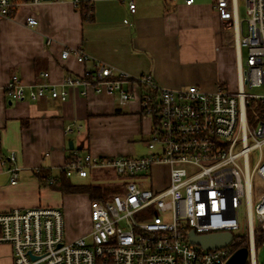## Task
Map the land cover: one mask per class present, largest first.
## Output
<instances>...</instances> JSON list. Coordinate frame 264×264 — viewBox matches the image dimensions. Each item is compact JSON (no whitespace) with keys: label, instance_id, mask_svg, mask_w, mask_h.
Returning a JSON list of instances; mask_svg holds the SVG:
<instances>
[{"label":"built area","instance_id":"2783aa9c","mask_svg":"<svg viewBox=\"0 0 264 264\" xmlns=\"http://www.w3.org/2000/svg\"><path fill=\"white\" fill-rule=\"evenodd\" d=\"M41 1L52 0H0V17H12L18 7ZM70 1L84 18L92 17L97 0ZM121 1L135 11L134 0ZM234 1L214 0L213 8L224 27L230 23L239 32L237 45L247 51L236 91L221 86L206 91L193 84L172 90L156 84L148 73L130 75L99 59L92 71L65 76L60 89L43 81L26 95L18 76H10L5 88L13 100L37 101L48 95L63 101L72 89L83 96L91 89L126 105L137 89L140 113L151 118L152 128L150 152L144 156L72 153L48 178V184L58 174L86 178L89 170L101 168L118 175L117 192L90 203L87 236L65 240L59 207L0 211V243L10 246L12 264H225L241 241L247 244L246 259L256 264L255 247L264 245V94L244 89L264 84V0H243L244 30L233 20ZM26 25H36V19L27 16ZM69 55L79 62L89 57L80 46L65 47L60 56ZM248 107L254 111L249 121ZM15 159L11 150L0 161L8 164L11 184L18 172ZM160 163L169 167L168 185L144 188L146 172ZM237 230L241 233L234 236ZM191 231L229 232L231 238L222 247L202 248L190 243Z\"/></svg>","mask_w":264,"mask_h":264},{"label":"crops","instance_id":"0c3cea01","mask_svg":"<svg viewBox=\"0 0 264 264\" xmlns=\"http://www.w3.org/2000/svg\"><path fill=\"white\" fill-rule=\"evenodd\" d=\"M213 2L194 0L187 5L183 0H134L131 13L127 2L97 0L92 17L84 18L70 0H52L24 4L12 17H0V161L13 150L18 166L16 182L11 184L8 164L0 162V211L62 203L69 207L74 193L53 190L38 175H56L72 153L129 155L134 150L132 143L142 138L151 123L140 113L137 89L126 105L91 89L84 96L72 89L63 101L48 95L37 101L28 97L13 100L5 88L12 74L18 76L27 95L43 81L60 89L65 76L92 71L93 61L99 59L130 75L148 73L156 84L172 90L193 84L214 91L220 85L226 88L230 79L238 88L246 67L242 47L237 45L239 32L230 23L224 27ZM233 7L235 25L244 30L238 0ZM27 16H33L36 25H26ZM202 37L212 48L205 57L208 63L214 65L224 57L227 74L213 77L198 72ZM218 39L222 45L214 46ZM78 46L89 56L83 62L73 55L60 56L65 47ZM127 126L134 131L124 135ZM66 127L70 132L64 131ZM80 194L88 200V195ZM90 227L88 218L76 231L81 235L72 240L87 236ZM0 264H12V251L5 243H0Z\"/></svg>","mask_w":264,"mask_h":264},{"label":"rangeland","instance_id":"374dc122","mask_svg":"<svg viewBox=\"0 0 264 264\" xmlns=\"http://www.w3.org/2000/svg\"><path fill=\"white\" fill-rule=\"evenodd\" d=\"M238 7H239V18L240 21L244 19L245 17V7L243 6L242 0H238ZM222 45V42L218 39L216 40V43L214 46ZM213 46V47H214ZM211 44L207 41L205 38H201V41L198 45L197 53L200 57V61H198V72L205 76H213L216 77L222 76L228 73V67L225 62L224 57H220L219 61L214 64L210 65L208 63V60H206L205 57H207L208 54L211 53ZM242 58L243 61H245L247 57V51L245 48H242ZM199 87V85H197ZM222 88L229 90L230 92L237 90V82L234 80H229L225 82L224 85H220ZM187 87V86H186ZM200 88V87H199ZM245 93H252L257 95L264 94V84L262 86H255L253 88H247L244 89ZM149 117V116H148ZM150 118V117H149ZM146 120V119H145ZM151 120V118H150ZM147 121V120H146ZM146 124V122H144ZM148 129L147 132L142 136V138H139L137 141H134L132 144H134V150L130 152V154L134 156H144L145 154H148L150 152L148 148V140L151 135V123L149 126H147ZM134 129H132L131 126H127L123 130V134L127 135L130 134ZM129 154V155H130ZM118 155V154H117ZM116 156V155H114ZM168 165L164 163L160 164H154L151 166L149 171H147L146 179L144 180L145 186L144 188H152L153 190H161L166 188L169 182V172H168ZM71 181L75 184H87V182H90L101 189L106 190L104 197H109L112 193L117 192L118 185L121 184V180L118 177L117 174H115L114 170L111 168H101V169H91L88 172L87 178H78L76 176H72ZM72 198H70L69 207L65 205L64 203L59 206V208L62 210L63 213V220H64V238L67 241L72 240L74 237L81 235L78 233L76 234V231L81 230V226L83 223H85L88 218H90L91 213V202L89 199L87 200L82 194L80 193H74L71 195ZM243 230H245L246 227V218H244L243 223L241 224ZM246 231V230H245ZM241 233L240 230H237L234 232V236H237V234ZM89 238V237H88ZM87 238V239H88ZM89 241V239L87 240ZM255 259L256 264H264V245L258 244L255 247ZM245 264H250V260L247 259Z\"/></svg>","mask_w":264,"mask_h":264},{"label":"trees","instance_id":"16d2710c","mask_svg":"<svg viewBox=\"0 0 264 264\" xmlns=\"http://www.w3.org/2000/svg\"><path fill=\"white\" fill-rule=\"evenodd\" d=\"M247 111V119L248 121L254 115V111H252L251 107L246 108ZM69 158V155L66 156L65 160ZM40 182L45 185L51 187L53 190H58L62 194H72V193H83L88 195V199L90 201L100 200L105 196L106 190L101 189L100 187L87 182V184H75L71 181L72 177H68L64 174H58L57 180L53 184H48L47 180L50 177L47 174H39L38 175ZM247 246L245 241H241L237 244V247ZM236 247V248H237Z\"/></svg>","mask_w":264,"mask_h":264},{"label":"water","instance_id":"95a60500","mask_svg":"<svg viewBox=\"0 0 264 264\" xmlns=\"http://www.w3.org/2000/svg\"><path fill=\"white\" fill-rule=\"evenodd\" d=\"M69 149L73 148L72 141L68 142ZM190 243H195L202 248H219L222 247L230 238L229 232L209 233L207 235H197L194 231L189 232ZM248 255L246 246L239 247L229 256L225 264H245Z\"/></svg>","mask_w":264,"mask_h":264}]
</instances>
